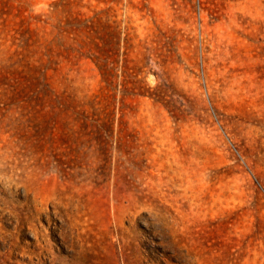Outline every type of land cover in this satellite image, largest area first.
<instances>
[{
	"label": "rangeland",
	"instance_id": "obj_1",
	"mask_svg": "<svg viewBox=\"0 0 264 264\" xmlns=\"http://www.w3.org/2000/svg\"><path fill=\"white\" fill-rule=\"evenodd\" d=\"M0 264H264V0H0Z\"/></svg>",
	"mask_w": 264,
	"mask_h": 264
},
{
	"label": "trees",
	"instance_id": "obj_2",
	"mask_svg": "<svg viewBox=\"0 0 264 264\" xmlns=\"http://www.w3.org/2000/svg\"><path fill=\"white\" fill-rule=\"evenodd\" d=\"M101 56H102V58L101 57L99 58L100 65H98V68L100 70L101 75L104 77L105 73H106V71H105L106 58H105V54H102Z\"/></svg>",
	"mask_w": 264,
	"mask_h": 264
}]
</instances>
